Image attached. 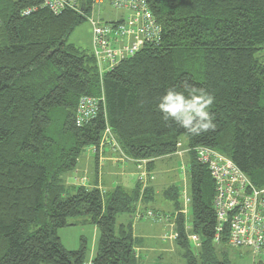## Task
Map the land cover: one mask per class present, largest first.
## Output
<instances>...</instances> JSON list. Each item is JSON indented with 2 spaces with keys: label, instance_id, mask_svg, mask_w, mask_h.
<instances>
[{
  "label": "trees",
  "instance_id": "trees-1",
  "mask_svg": "<svg viewBox=\"0 0 264 264\" xmlns=\"http://www.w3.org/2000/svg\"><path fill=\"white\" fill-rule=\"evenodd\" d=\"M143 1L158 37L102 70L91 51L68 43L95 12L94 0H81L82 11L80 3L60 14L43 8L42 0H0V264H85V241L68 251L58 236L78 220L98 232L91 264H138L132 223L116 220L132 217L140 201L151 199L150 189L137 181L128 192L117 187L104 195L84 186L68 191L64 176L84 153L107 145L147 161L151 171L183 139L187 213H180V191L171 186L162 197L172 211L160 215L172 218L184 264H230L226 233L214 240V182L195 149L230 159L264 189V61L258 57L264 52V0ZM188 86L214 96V131L192 135L155 110L166 89ZM82 98L94 100L97 111L77 126ZM99 154L92 156L98 160ZM190 234L198 237L196 249Z\"/></svg>",
  "mask_w": 264,
  "mask_h": 264
},
{
  "label": "built area",
  "instance_id": "built-area-1",
  "mask_svg": "<svg viewBox=\"0 0 264 264\" xmlns=\"http://www.w3.org/2000/svg\"><path fill=\"white\" fill-rule=\"evenodd\" d=\"M102 0H94V7ZM116 10L128 11L131 16L122 24L112 27L102 23L94 15L87 19L91 26L92 46L94 57L98 64L106 63L108 69L127 56L136 53L146 41L155 39L159 35V27L143 0H108ZM81 0H42V7L53 14H60L65 9L78 10ZM30 10L24 14H29ZM97 111V104L89 98H82L77 109L76 125L80 126L86 120L93 118ZM109 134V130L105 131ZM179 146V145H178ZM116 147V146H115ZM197 159L207 164L210 176L214 182L215 195L213 210L215 216V238L226 233L227 245L234 250H248L254 263L264 260V189L255 188L249 179L234 165V163L211 149L198 147L195 149ZM91 148L90 153H101ZM87 181L85 180V183ZM84 185V184H83ZM181 214L187 213L189 199L184 198ZM187 204V205H186ZM146 216L157 222L166 221L172 227V218L152 211ZM192 247L199 244L195 234L187 236ZM169 239L175 240L173 233Z\"/></svg>",
  "mask_w": 264,
  "mask_h": 264
},
{
  "label": "rangeland",
  "instance_id": "rangeland-1",
  "mask_svg": "<svg viewBox=\"0 0 264 264\" xmlns=\"http://www.w3.org/2000/svg\"><path fill=\"white\" fill-rule=\"evenodd\" d=\"M120 11L114 9L109 2L104 1L103 5L99 8H96L94 12L95 18L98 16L102 23H108L116 21L120 17ZM90 41H91V26L86 21L79 27H77L71 36L68 38V43L74 45L79 50L90 51ZM260 61H264V52L258 56ZM180 148V145L178 146ZM91 154V153H90ZM94 155V154H92ZM90 157L86 152L78 160L77 168H81V172L87 171L85 167V161ZM118 175L115 177L104 173L103 176V185H112L114 183V188L116 185L121 186L123 189H132L134 183L137 181V176L129 174L131 179L129 182L124 181V176L119 177L122 171V168L118 167ZM121 170V171H120ZM112 173V172H111ZM77 173L72 172L69 175L64 176V181L66 185L69 186L71 177ZM78 175H82L78 173ZM154 176L153 185H156L159 191L171 187L172 185L179 188L180 191V202L184 206V198H188L189 190V175H188V166L181 158H173L169 165H164V162L158 165V167L152 172ZM83 176V175H82ZM87 176V175H86ZM140 177V175H139ZM109 178L111 181H109ZM84 180V181H83ZM86 178L81 179L80 186L83 185L86 187L88 184L85 183ZM88 182V181H87ZM111 183V184H110ZM186 186V189L184 188ZM111 188V186H110ZM108 188H105L103 191H106ZM159 200L154 203H149L143 205L139 202L136 206V210L132 217H127L125 215L119 216L116 220V223H132L133 234L137 238H142L147 243L151 242V247H141L140 250L135 249L137 252L136 258L138 259V264H184L179 256V249L175 247L173 241H169L167 238L170 234L169 223L166 221H153L146 216L148 211L154 212V210L162 211L164 208H171V203L164 199L162 196L158 195ZM143 205V206H141ZM187 205V204H186ZM188 206V205H187ZM141 213V214H140ZM161 214V212H155ZM139 216H142L139 218ZM76 219H70L69 223L75 222ZM79 221L74 226H70L65 229L58 231V236L60 242L64 249L68 251H74L79 248L80 240L83 239L86 243L87 248V258L85 264H91V257L95 254L97 247L98 232L93 225H81ZM95 232V234H94ZM163 236H166V239L163 240ZM196 249V247H193ZM230 264H248L249 262H254L252 254L245 249L242 250H233L231 248H226ZM160 257V260L156 259ZM158 257V258H159ZM253 260V261H252ZM258 264V263H254ZM264 264V260L263 263Z\"/></svg>",
  "mask_w": 264,
  "mask_h": 264
},
{
  "label": "crops",
  "instance_id": "crops-1",
  "mask_svg": "<svg viewBox=\"0 0 264 264\" xmlns=\"http://www.w3.org/2000/svg\"><path fill=\"white\" fill-rule=\"evenodd\" d=\"M104 1H106V3H108V0H102L101 4L94 7L95 8L94 11H96V8H99L101 5H103ZM119 13H120L119 19L116 21H112V22H118V21H125L126 22V20L131 16V13L128 11H120ZM97 18L100 19L98 16H97ZM109 23H111V22H109ZM90 45H91L90 51L94 54V50H93V46H92V34H91ZM98 66L102 70L105 69V67H107L106 63L98 64ZM103 149L104 150H102V152L98 155V160H95L94 156H92V154L91 155L89 154L90 157L85 161V167H87V171L81 172L80 167L75 169V173H77V174L73 175L71 177L69 186L66 185V183L64 181L66 189L68 191H71L73 188H75V187L77 188L78 186H80L79 183H80L81 179H84V178H86L87 179L86 181H88V182H86V184H88L86 186L87 188H98L101 191V193H103L104 195L106 193L113 191L117 187L122 188L121 186H118V185H116V187L114 188V186H115L114 183H112V185L108 184L107 187H105L103 185L104 173H108L109 175L115 177L116 175H118L117 169H119L118 167L120 165V167L122 168V171L120 170L121 174L119 177L124 176L125 182L130 181L131 176H129V174H132V172H134V175L137 176V181H140L142 183V189H145V188L150 189L151 199L149 201L148 200L147 201H140L143 205H146V204H149L151 202L152 203L157 202L159 200L158 195L162 196V192L165 190V189H163L162 191L161 190L159 191L158 187L156 185H153L154 176L152 175V172L158 167V165H160L163 162H164V165L165 164L169 165L170 162L173 160V158L175 159L177 157L181 158L185 163L188 164V161H187L188 160V156H187L188 155V149L186 147V140H184V139L181 140L180 148H178V150L176 151V153L174 155H172L170 157H165V158H161V159L156 160L153 163V167H152L151 171H148L146 168L147 161H133V160L127 158L126 156H123L118 149H116L110 145L105 146ZM78 173H81L83 176L82 175L79 176ZM139 175H140V177H139ZM109 181H111L110 178H109ZM137 181L134 183V186L132 187V189H129V190L125 189V188L124 189L122 188V189L127 191V192L132 191L134 189V187L136 186ZM81 186H83V185H81ZM110 186H111V188H110ZM172 186H174V185H172ZM105 188H108V189L106 191H103ZM184 188L186 189V186H184ZM187 194H188V192H187ZM143 205H141V206H143ZM171 211H172V206H171V208L165 207L164 210H162V211L154 210V212H159V213L161 212L162 214H166V213L171 212ZM140 217H142V216H139V218ZM169 228H170L169 236H171V234L174 233L173 226L171 227L169 225ZM132 230H133V228H132ZM94 234H95V232H94ZM169 236L167 239L169 241L174 242V240L169 239ZM133 237L136 239V243H137L136 249L140 250V248L142 246L143 247L145 246V247H151L150 249L152 250L153 246H151V244H150L151 242L148 241L146 243L144 239L137 238L134 236V234H133ZM162 239L165 240L166 236H163ZM97 242H98V239H97ZM136 255H137V252H136ZM93 256L91 257L90 262L92 261ZM158 257L156 259L160 260V257L159 258ZM248 264H254V262H252V263L249 262Z\"/></svg>",
  "mask_w": 264,
  "mask_h": 264
},
{
  "label": "clouds",
  "instance_id": "clouds-1",
  "mask_svg": "<svg viewBox=\"0 0 264 264\" xmlns=\"http://www.w3.org/2000/svg\"><path fill=\"white\" fill-rule=\"evenodd\" d=\"M214 99L203 89L188 86L186 90L178 91L171 87L157 97L155 110L165 122H172L187 133L198 136L216 129L209 111Z\"/></svg>",
  "mask_w": 264,
  "mask_h": 264
},
{
  "label": "water",
  "instance_id": "water-1",
  "mask_svg": "<svg viewBox=\"0 0 264 264\" xmlns=\"http://www.w3.org/2000/svg\"><path fill=\"white\" fill-rule=\"evenodd\" d=\"M83 6H84L83 3L81 2V11L83 10Z\"/></svg>",
  "mask_w": 264,
  "mask_h": 264
}]
</instances>
